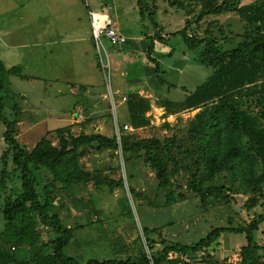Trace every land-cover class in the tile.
<instances>
[{"label":"rangeland","instance_id":"obj_1","mask_svg":"<svg viewBox=\"0 0 264 264\" xmlns=\"http://www.w3.org/2000/svg\"><path fill=\"white\" fill-rule=\"evenodd\" d=\"M22 1L0 0V60L6 68L20 67L23 75L11 73L2 76V93L5 96L3 113L16 120V137L27 150H31L44 135L56 143L54 129L58 127L68 128L73 135L102 133L120 137L129 134L136 139L153 136L162 139L177 133L185 145H190L185 130L198 109H192L190 113L179 112L168 122L159 115V100H155L148 114L149 125L121 131L117 125L121 127L127 123L130 126L122 95L127 97L129 94L126 93L136 91L145 83L155 98L177 101L204 82L211 69L200 61L201 47L190 50L182 36L175 34L186 22H189V32H197L194 29H198L200 35L210 25L211 38L227 39L221 41L223 49L236 46L243 39V34L251 29L238 13L230 11L205 15L196 21L203 6L202 0H180V5H172V0H145L154 11L152 16H149L150 8L140 10L137 0H114L117 6L125 9L126 17H120V20H132V28L145 30L152 26L151 22L155 19L163 28V34L167 35L163 42L154 38L153 42L145 39L140 43L136 41L137 46L147 48L152 45L148 56L150 58L153 54L155 59L145 64L147 76L144 79L125 81L120 74L123 65L118 70L114 69L115 65L111 64L109 69L106 65L104 71L96 66L99 59L95 57L96 51L89 41L87 9H91L92 3L98 0H75L72 36L64 35L61 39L51 34L42 40L38 33L48 28L39 26L36 0H30L28 6L21 9ZM216 1L219 3L222 0ZM254 1L240 0V5ZM134 19H139V23ZM58 26L57 30L53 29L54 32L67 30V25L62 22ZM131 43L127 42L125 46ZM132 50L133 60L142 61L141 58L146 56L135 45ZM103 62L107 64L105 59ZM115 80L120 83V91H116ZM85 94H89L88 97ZM90 94H94V101ZM241 100L244 108L258 111L253 101L244 96ZM3 129L1 124L0 209L8 197L14 198L21 191L19 173L10 158H6L7 164L4 165L2 155L8 146L2 136ZM78 151H83L79 159L85 170L90 173H97L98 170L102 175L107 174L114 179L122 177L124 181L123 188L115 187L113 190L92 183L74 182L65 187L58 183L56 210L63 216L64 223L73 229V238L66 252L80 262L89 258L136 255L140 245L137 237L141 238L145 251L149 253L143 228L151 229L148 235L154 242L153 253L159 255L164 247L171 244L191 245L217 226L246 224L260 215L263 221L256 231V241L264 245V196L258 197L257 203L250 209L246 208L249 197L246 193H234L228 204L220 202L203 209L196 193L186 186L189 173L182 170L171 177L173 184L167 189L184 193L185 199L166 204V190L158 185L154 171L141 161L137 164L128 162L126 172L121 149L99 151L93 146H84ZM3 168L6 175L2 174ZM222 180L219 178V181ZM130 188H134L138 195L133 197ZM262 190L264 193V187ZM4 224L0 211V231ZM244 243V234L224 232L207 251L193 260L197 264L236 263L240 258V246ZM168 254L172 257L177 255L173 252ZM260 257L264 264V250L260 251Z\"/></svg>","mask_w":264,"mask_h":264},{"label":"trees","instance_id":"obj_2","mask_svg":"<svg viewBox=\"0 0 264 264\" xmlns=\"http://www.w3.org/2000/svg\"><path fill=\"white\" fill-rule=\"evenodd\" d=\"M179 1L172 0L171 3L180 5ZM202 2L196 21L205 15L230 11L238 13L251 29L229 49L222 48L221 41L226 38L210 37V25L203 35L198 29L189 32V22L175 32L182 36L188 49L201 47L200 61L211 69L204 82L183 100L158 102L164 108L165 116L198 109L185 130L190 145H185L177 133L162 139L154 136L136 139L122 134L118 139L116 134L73 135L68 128L58 127L54 129L56 143L44 135L31 150H27L16 137V120L3 113L2 76L23 75L20 67L6 68L0 60V125H4L2 136L8 146L2 158L4 165L6 158H10L14 169L18 170L21 189L14 198L8 197L0 209L5 221L0 231V264H197L193 259L207 251L224 232L244 234L245 237V243L239 249V261L228 264H263L260 251L264 250V245L256 241V231L263 221L261 215L246 224L217 226L191 245L171 244L159 255L153 253L154 242L148 235L151 229L143 228L149 253L137 237L140 245L136 255L89 258L80 262L66 252L73 229L64 223L63 216L56 210L59 182L62 187L74 182L92 183L109 190L124 186L122 177L114 179L98 170L97 173L85 170L79 159L83 151H78L84 146H93L99 151L121 149L126 172L128 162L137 164L141 161L150 167L158 185L166 190V204L185 199L184 193L167 189L173 184L171 177L182 170L189 173L186 186L196 193L203 209L220 202L228 204L234 193L249 194L245 204L250 209L258 197L264 196V0L246 5H240V0ZM137 4L141 11L150 8L145 0H137ZM153 12L150 8L149 16ZM243 96L255 103L257 112L243 107ZM125 104L127 119L133 128L149 125L146 112L151 105L147 98L131 93L125 98ZM119 129L125 130L123 125ZM2 174L6 175L4 168ZM219 178L223 180L219 181ZM130 193L133 197L138 195L134 188H130ZM170 252L177 255L172 257ZM186 256L189 261L183 260Z\"/></svg>","mask_w":264,"mask_h":264},{"label":"crops","instance_id":"obj_3","mask_svg":"<svg viewBox=\"0 0 264 264\" xmlns=\"http://www.w3.org/2000/svg\"><path fill=\"white\" fill-rule=\"evenodd\" d=\"M29 2L30 0H23L21 2V9H23L24 7H27ZM74 2L75 0H36V4L38 6L37 19L40 23L39 26L43 27V29L45 28L49 29V30L47 29V31L41 30L38 33L41 40L46 35H51V34L52 35L56 34V36L58 35L59 36L58 38L61 37V39H64V35H66L65 37H68L74 34V24H75V9H74L75 3ZM86 3H87L86 5L88 6V1ZM89 8L87 9V14H88V11H98V12L108 13L112 17L114 25L118 28V30L123 35L127 37V40L123 44H120V45L105 42V47H106V51L108 54L109 66L111 67V64L113 66L115 65L114 69L118 70L123 65V68L120 71V74L124 76L125 81L126 80L129 81L133 79H138L139 81H141L142 79H144L147 76V67H145V64L148 65L147 64L148 62L149 63L154 62L155 57L152 54L153 50L151 51V54H152L151 57L149 58L148 56V50L152 47V45L146 46L147 48H145L142 45L137 46L136 41L140 43L142 39H145V40H150L153 42V38H154V39H157V41L163 42L167 38V35L163 34V28L159 25V23L155 19H153L151 22L152 26L149 28L147 27L145 30H142L141 28L140 30L132 28L133 26L132 20H129L127 18H125L124 20L122 19L123 17H126V15L124 14L125 9L122 8L121 6H117V4L114 3V0H98L97 2L92 3L91 9ZM120 17H122L121 20H120ZM88 19H89V16H88ZM138 20L139 19H134V21L137 24L139 23ZM61 22L64 25H67V30L63 31L62 33L58 31L54 32L53 29L57 30V28L59 27L58 25ZM70 25H71V28H70ZM89 30H90L89 41L91 45L94 47L92 36H91L90 20H89ZM82 39L84 41L86 40L85 37H83ZM127 42H132V43L131 45L125 46ZM134 45L140 48V53H143V55L146 54L145 57L141 58L142 61L133 60L134 52L132 48ZM145 49H146V52L144 53ZM95 57H97V52H96ZM96 66L100 67L99 62ZM115 83L114 84L117 87L116 91H120L118 88L120 85L119 81L116 82L115 80ZM143 84L144 85L142 86H138L136 88V91H129L126 94L137 93L147 98L150 102L151 107H152L153 101L163 100L161 98H155V96L152 95L151 91L146 88L145 83ZM88 95L89 94H85V97H88ZM90 96L94 98L92 99L93 101L96 99L94 97V94H90ZM125 96L126 95H122V99ZM181 100H177V101H181ZM125 108L127 110L126 105H125ZM183 111H181L180 113L182 114ZM159 113H160L159 115H162V119L167 120L168 122H171L174 119V117L179 114V113H175V114H168L166 116L163 115L164 108L160 106V104H159ZM146 114H147L146 116L148 117L149 111H147ZM126 120L127 122H129L127 118ZM124 124H127V123H124Z\"/></svg>","mask_w":264,"mask_h":264},{"label":"built area","instance_id":"obj_4","mask_svg":"<svg viewBox=\"0 0 264 264\" xmlns=\"http://www.w3.org/2000/svg\"><path fill=\"white\" fill-rule=\"evenodd\" d=\"M88 16L90 20L91 26V36L93 40V44L95 50L97 52V56L99 59V65L104 71L105 66L107 65L108 69L110 68L108 62V54L105 47V42H109L111 44H123L127 37L123 35L118 28L114 25L112 17L106 12H98V11H88ZM106 60L107 64L103 61ZM126 97H123V100ZM192 110H184V112L190 113ZM118 129L120 128L117 125ZM124 129H132L128 124L123 125ZM119 139V136H117ZM183 260L189 261V258L183 257Z\"/></svg>","mask_w":264,"mask_h":264}]
</instances>
